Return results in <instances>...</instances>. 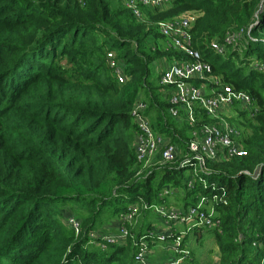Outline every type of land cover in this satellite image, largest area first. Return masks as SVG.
Wrapping results in <instances>:
<instances>
[{
	"label": "trees",
	"instance_id": "16d2710c",
	"mask_svg": "<svg viewBox=\"0 0 264 264\" xmlns=\"http://www.w3.org/2000/svg\"><path fill=\"white\" fill-rule=\"evenodd\" d=\"M139 10L141 20L122 0H0V264H135L142 241L147 250L167 245L174 258L162 263H174L181 256L172 246L177 231L158 211L170 210L173 200L185 213L200 198L207 200L200 212L213 207L211 227L187 233L213 235L217 264H260L264 0H170ZM186 15L190 47L211 67L208 80L190 83L207 92L218 85L242 91L249 107L233 104L211 118L194 103L189 125L185 111L169 103L162 71L194 59L174 48L158 24ZM213 43L225 52L216 53ZM109 52L122 84L108 65ZM137 100L147 105L153 131L184 158L142 168L130 117ZM220 119L237 132L233 138L246 155L219 153L196 167L188 149L192 133ZM134 210L131 223L124 220ZM150 215L165 222L158 234ZM70 219L79 223L77 234ZM120 228L125 240L104 239ZM168 231L173 236L160 241Z\"/></svg>",
	"mask_w": 264,
	"mask_h": 264
},
{
	"label": "built area",
	"instance_id": "2783aa9c",
	"mask_svg": "<svg viewBox=\"0 0 264 264\" xmlns=\"http://www.w3.org/2000/svg\"><path fill=\"white\" fill-rule=\"evenodd\" d=\"M125 7L130 10L138 20H141L139 6L142 5L147 8H162L166 6L170 0H122ZM191 17L186 15L174 20L172 22H160L158 24L160 32L170 40L171 45L186 53L189 57L194 59V62L185 64L171 63L166 66L160 76V85L171 88L168 91L169 103L172 106L181 107L186 113V121L189 125L195 123V116L193 112V104L198 103L204 110L206 115L211 118H219L222 114L228 112L233 104H240L243 108L250 106L249 97L242 91H234L229 86L218 85L217 88H211L209 92L206 91L202 85L200 87L190 83L192 79H199L200 81L208 80V75L211 72V67L207 63L200 61V55L194 51L191 45V38L189 36V22ZM229 39L228 42H232ZM212 49L218 53L223 54L225 49L218 43L211 45ZM107 62L113 70V75L119 84L124 83L123 72L119 64L114 59V54L109 52L107 54ZM217 85V82H215ZM147 105L141 100L135 101L130 110V117L133 124L137 128V135L135 136V153L139 162H144V165L149 163V160L157 156L162 164H168L178 157V147L170 143V141L161 138L155 133L151 127L150 119L146 116ZM173 116L178 115L175 109L170 110ZM237 132L223 119L216 126L204 125L198 131L192 133V138L188 143L189 153L195 157L196 167L203 168L208 159H214L219 153H226L229 157H243L246 155L245 150L241 149L236 137ZM188 160V157L184 160ZM183 163V164H185ZM207 202L205 198H200L195 207L188 209L187 212H178V210H157L163 216H167L172 222L175 220L183 224H187L185 231L176 230L177 237L172 243L174 252L178 254L184 253L179 250V246L183 237L187 234L190 227L193 226H209L211 227L210 217L213 215V207L207 206L208 215L200 212L199 209L204 207ZM171 212V214H168ZM135 215V210L127 215L125 219L131 221L132 216ZM208 216V217H207ZM131 223V222H130ZM176 223V222H175ZM70 225L75 233L79 232V223L70 219ZM187 231V232H186ZM104 239L110 243L121 242L125 240L127 231L125 228H120L113 235H104ZM173 234L168 231L160 236V241H165L166 237H171ZM148 250L143 241L140 243V249L135 256V264H148L147 261ZM180 254V255H181ZM185 258L179 256L174 263L170 264H184ZM168 264V263H161ZM264 264V256L260 261Z\"/></svg>",
	"mask_w": 264,
	"mask_h": 264
},
{
	"label": "rangeland",
	"instance_id": "374dc122",
	"mask_svg": "<svg viewBox=\"0 0 264 264\" xmlns=\"http://www.w3.org/2000/svg\"><path fill=\"white\" fill-rule=\"evenodd\" d=\"M162 68V66H161ZM160 68V69H161ZM129 145L133 147V141L131 138H129ZM158 161L157 156L153 157L152 159L149 160V163L147 165H143L142 168H148V167H156L158 166L155 162ZM172 210L178 209V207H175L174 205H170ZM168 214H171V212H168ZM150 218L156 219L157 217L154 215H150ZM176 222V223H175ZM167 224H173L176 228V230H182L185 231L187 224H183L181 222L169 220L167 221ZM162 231L161 230H156L154 231L155 234H158ZM158 232V233H157ZM187 232V231H186ZM187 235V240L185 248L183 250L184 253H180L181 256L188 257V252H191V264H210L209 261L212 257V255L215 253V243H214V238L212 234H206L202 233L201 236L195 237L193 234H186ZM184 264H188L187 261H184Z\"/></svg>",
	"mask_w": 264,
	"mask_h": 264
},
{
	"label": "crops",
	"instance_id": "0c3cea01",
	"mask_svg": "<svg viewBox=\"0 0 264 264\" xmlns=\"http://www.w3.org/2000/svg\"><path fill=\"white\" fill-rule=\"evenodd\" d=\"M170 201H171L170 205H174L175 207H178V209H180L179 206H176L174 204L173 200H170ZM178 209H176V210H178ZM150 223L153 224V231L161 230V229L163 230L164 224H165L164 221L162 222L158 219H156V220L153 219L152 221H150ZM132 228L136 232H139V230L136 226L133 225ZM217 257H218V253H217L216 248H215V253L212 255L209 263L210 264H217ZM146 258H147L148 264H160L162 262L172 260L174 258V256L172 254V251L167 248V245L163 246L162 244H159V245L152 247L150 250H148ZM188 264H191V261Z\"/></svg>",
	"mask_w": 264,
	"mask_h": 264
}]
</instances>
